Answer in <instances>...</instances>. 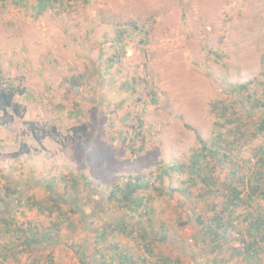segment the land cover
Listing matches in <instances>:
<instances>
[{
	"label": "rangeland",
	"instance_id": "374dc122",
	"mask_svg": "<svg viewBox=\"0 0 264 264\" xmlns=\"http://www.w3.org/2000/svg\"><path fill=\"white\" fill-rule=\"evenodd\" d=\"M0 70L24 89L17 111L0 113V215L47 237L26 249L18 239L5 264H97L93 229L120 215L110 190L136 176L148 185L135 196L149 213L128 221L133 235L162 226L161 249L150 234L159 254L209 263L195 219L211 216L213 198L201 197L197 177L169 167L199 151L197 136L210 147L221 133L247 184L264 149V0H60L42 12L36 0H0ZM223 111L232 117L224 127ZM208 153L226 192L229 166ZM235 214V230H245L244 212ZM105 243L98 247L116 245L132 260L142 250L116 233Z\"/></svg>",
	"mask_w": 264,
	"mask_h": 264
},
{
	"label": "trees",
	"instance_id": "16d2710c",
	"mask_svg": "<svg viewBox=\"0 0 264 264\" xmlns=\"http://www.w3.org/2000/svg\"><path fill=\"white\" fill-rule=\"evenodd\" d=\"M38 11L42 12L50 2H57L60 0H36ZM2 72L0 70V113H6V110L11 109L17 111V104L14 102V97L21 95L24 89L9 79H3L1 77ZM257 104V103H256ZM230 109V113L233 116L235 112ZM226 116L223 124L229 122L232 117L225 111L222 112L221 117ZM238 120V118H237ZM78 129L84 130V126H79ZM258 131H264V116L261 117L260 124L258 125ZM198 141L201 143L199 151L193 153L188 163H173L169 170L181 171L189 174L191 181L200 182L205 186L203 188L202 198L205 194L212 196L211 204L208 207L210 215L207 218L202 216L195 219L197 227L196 240L198 246H208V251H202L206 257H212L209 264H231V262H247L251 264H264V149H256L253 154L255 161L254 166L247 168L248 179L247 184L243 183L242 179L245 177L236 178L239 175L237 172L243 171L241 161L235 154L231 145L223 139V135L219 133L211 140L210 147L206 145L199 136ZM238 148V147H236ZM206 151L210 153V156L216 157L217 163L220 167L228 169L229 166V178H226L225 184L222 182V186L226 189V192H221L220 187L216 185L214 179L213 167L206 160ZM208 153V154H209ZM245 168V169H246ZM244 169V170H245ZM162 173H164L162 171ZM228 173V172H227ZM164 175V174H163ZM204 175V176H202ZM162 177V176H160ZM193 182V183H194ZM238 184V185H237ZM148 185L141 176L128 177L122 184H114L113 189L110 190L109 201L118 203L117 208L120 215L114 218L111 222H103L100 227L93 229L96 238L92 242L93 252L90 256H99L97 264H113L114 259L118 260V264H144L146 261H152L153 264H179V260H173L169 256L161 255L155 252L153 242L154 236L150 237L152 231L157 234L158 230H153V226L149 223V231L143 230V233H136L133 228H129V220L138 219L144 215H148V207L141 197L135 196L138 190L147 189ZM11 192L6 189L5 195L8 196ZM219 194V197L216 196ZM220 198V199H219ZM214 199H219L218 202H212ZM17 205L23 206L21 198H17ZM37 205L38 212H44L45 210L53 213L51 208L44 207L39 203H33L29 208ZM54 205V204H52ZM57 207V205H56ZM241 209L244 212L242 221L246 222L245 230H235L233 222L239 216H236L235 210ZM117 211V212H118ZM0 264H5L7 259L12 256L16 259V245L17 240L22 239V245L26 248L36 247L47 241V237L42 235L37 237L34 229L28 224L27 228L21 229L16 227V222L10 216L6 217V214L0 215ZM7 218V219H6ZM152 227V230H151ZM162 226H160L158 236L162 237ZM20 233V235H19ZM114 233L123 236L131 237L132 239H139L142 242L141 251L137 254V259L132 260L130 257L121 254L117 246H105L106 249L113 248L114 257L112 261L105 262L106 249L102 246L100 249L98 244L106 242L108 235ZM152 235V234H151ZM232 243H237V246L231 247ZM105 243L104 245H106ZM104 252H103V251ZM119 253V254H118ZM237 260H236V259ZM194 260V258H193ZM84 264V261L81 260ZM9 262V261H8ZM34 264H38L39 261H34ZM208 263V262H206Z\"/></svg>",
	"mask_w": 264,
	"mask_h": 264
},
{
	"label": "crops",
	"instance_id": "0c3cea01",
	"mask_svg": "<svg viewBox=\"0 0 264 264\" xmlns=\"http://www.w3.org/2000/svg\"><path fill=\"white\" fill-rule=\"evenodd\" d=\"M158 238H159V244L161 245V247H160V249H161V248H162V245H163L164 243H166V242H163V240H162V238H161L160 236H159ZM198 243H199V242H198ZM198 243H197V244H198ZM155 252H158V253H161V254H162V252H160V251H156V250H155ZM165 256H167V255H165ZM169 257H170V256H169ZM136 259H137V258H136ZM136 259H135V260H136ZM245 263H247V262H245ZM208 264H209V263H208ZM226 264H228V263H226Z\"/></svg>",
	"mask_w": 264,
	"mask_h": 264
}]
</instances>
